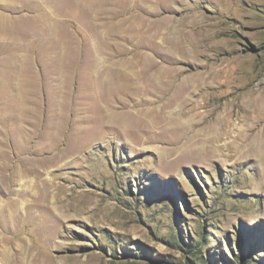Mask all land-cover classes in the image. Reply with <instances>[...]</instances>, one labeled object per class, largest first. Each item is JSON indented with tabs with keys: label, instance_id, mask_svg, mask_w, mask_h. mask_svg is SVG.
I'll return each mask as SVG.
<instances>
[{
	"label": "rangeland",
	"instance_id": "rangeland-1",
	"mask_svg": "<svg viewBox=\"0 0 264 264\" xmlns=\"http://www.w3.org/2000/svg\"><path fill=\"white\" fill-rule=\"evenodd\" d=\"M152 60L263 89L264 0H0V264H264V161L160 126Z\"/></svg>",
	"mask_w": 264,
	"mask_h": 264
},
{
	"label": "bare ground",
	"instance_id": "bare-ground-1",
	"mask_svg": "<svg viewBox=\"0 0 264 264\" xmlns=\"http://www.w3.org/2000/svg\"><path fill=\"white\" fill-rule=\"evenodd\" d=\"M161 62L152 60L146 63V69L151 73L149 89L164 96L176 95L173 98L177 107L168 111L163 109L158 122L160 126L176 128L183 132L182 137L184 139L186 136L190 150L196 154H205L209 159L228 151L237 157H255L259 162L264 161V88L256 89L250 86L255 75L244 80L236 75V70L228 73L223 69V72L210 71L195 78L185 74L181 69L169 70L171 68L162 65ZM211 83L215 86L229 85L237 90V96L229 103L230 107L219 113L214 102L210 103L206 96L197 98L198 100L191 96L199 85L209 88L208 84ZM153 117L151 113H146L143 120L148 125H154ZM41 197L52 205L58 202L53 200L48 191ZM33 203L36 209L41 207V204ZM57 215L65 216L62 209Z\"/></svg>",
	"mask_w": 264,
	"mask_h": 264
},
{
	"label": "crops",
	"instance_id": "crops-1",
	"mask_svg": "<svg viewBox=\"0 0 264 264\" xmlns=\"http://www.w3.org/2000/svg\"><path fill=\"white\" fill-rule=\"evenodd\" d=\"M9 2H10V0H9ZM10 4H12V3H10ZM13 5V4H12ZM17 4L16 3H14V6H16ZM43 7H44V5H43ZM36 15H34V17L35 16H42V15H47V16H50V14L47 12V11H45V7H44V9L42 8V6H41V10L39 11V12H36L35 13ZM44 17H42V18H40L39 20H37V21H35V20H33V22H34V24H35V26H37V28H35L36 30H47V28H45V26L44 25H46V22L45 21H42V20H44L43 19ZM31 21H32V19H30ZM40 21H42L41 23H39ZM32 22V23H33ZM52 30V29H51Z\"/></svg>",
	"mask_w": 264,
	"mask_h": 264
},
{
	"label": "trees",
	"instance_id": "trees-1",
	"mask_svg": "<svg viewBox=\"0 0 264 264\" xmlns=\"http://www.w3.org/2000/svg\"><path fill=\"white\" fill-rule=\"evenodd\" d=\"M194 257H195V255H194Z\"/></svg>",
	"mask_w": 264,
	"mask_h": 264
}]
</instances>
